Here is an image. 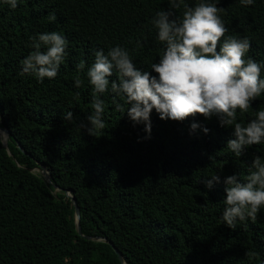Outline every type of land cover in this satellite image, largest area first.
<instances>
[{
  "label": "trees",
  "instance_id": "trees-1",
  "mask_svg": "<svg viewBox=\"0 0 264 264\" xmlns=\"http://www.w3.org/2000/svg\"><path fill=\"white\" fill-rule=\"evenodd\" d=\"M178 2L173 9L170 0H17L12 8L0 0V127L9 132L5 147L0 135V264H264V206L234 228L221 220L223 180L236 174L245 182L253 158L264 162V141L236 156L227 147L232 126L200 115L160 120L155 110L146 132L110 85L99 96L105 128L89 133L95 53L119 46L155 76L152 65L166 50L152 23L161 10L179 23L185 6L215 4L227 29L220 44L248 39L245 59L261 65L264 79V0ZM51 32L65 38L66 54L57 76L41 82L23 74L21 62L35 50L32 38ZM261 110L264 92L246 112L237 109L236 122L247 126ZM192 123L201 127L192 131ZM214 175L220 183L206 188Z\"/></svg>",
  "mask_w": 264,
  "mask_h": 264
},
{
  "label": "clouds",
  "instance_id": "clouds-1",
  "mask_svg": "<svg viewBox=\"0 0 264 264\" xmlns=\"http://www.w3.org/2000/svg\"><path fill=\"white\" fill-rule=\"evenodd\" d=\"M10 7H17V0H6ZM254 0H241L245 6ZM170 7L180 8L178 0H170ZM215 4L199 3L195 7L185 6L182 20L171 19L172 13L161 10L152 23L158 30V39L166 44V50L150 72L136 68L128 52L117 46L105 54L95 53L94 63L87 76L93 88L92 113L86 117L89 133L103 130L104 101L99 98L109 90L123 96L128 104L127 115L133 123H144L150 132V114L153 110L160 120L183 121L197 115L205 119L217 118L221 127L232 126V139L227 147L236 155L243 154L246 147L264 141V110L255 114L247 126L236 122L237 109L246 112L258 96L264 92V79L260 78L261 65L251 58L245 59L250 49L248 39L228 38L220 44L227 29ZM56 19L54 14L49 20ZM35 49L22 60L23 74H31L39 81L55 78L66 54L67 41L56 32L33 37ZM46 46L41 51V46ZM219 45V51H217ZM83 68V62L80 65ZM114 71L116 80H111ZM81 80L75 81L80 87ZM78 94V93H77ZM117 110L121 106L117 104ZM63 119L71 122L72 112ZM201 126L192 123L195 131ZM207 134L208 129H202ZM254 171L241 182L236 174L227 176L225 185V208L221 216L223 223L234 228L237 220H255L264 206V162L261 157L253 158ZM220 183L217 175L204 181L211 189Z\"/></svg>",
  "mask_w": 264,
  "mask_h": 264
},
{
  "label": "water",
  "instance_id": "water-1",
  "mask_svg": "<svg viewBox=\"0 0 264 264\" xmlns=\"http://www.w3.org/2000/svg\"><path fill=\"white\" fill-rule=\"evenodd\" d=\"M1 133H5L7 135L9 132L5 128L0 127V135H1ZM40 169H41V172H42L43 176L46 177V178H49V175L47 174L46 170L43 168L42 165H40ZM66 195L70 196L69 193H67ZM71 202L74 205L77 232H78L79 235H81L80 222H79V220H80L79 208L77 206L75 198L71 197ZM87 238L88 239H93V240H99V238H97V237H87ZM116 252H117V250H116ZM118 257H119L120 261L122 262L123 259H122L121 255L119 253H118ZM123 264H124V262H123Z\"/></svg>",
  "mask_w": 264,
  "mask_h": 264
},
{
  "label": "rangeland",
  "instance_id": "rangeland-1",
  "mask_svg": "<svg viewBox=\"0 0 264 264\" xmlns=\"http://www.w3.org/2000/svg\"><path fill=\"white\" fill-rule=\"evenodd\" d=\"M4 136H5V138H4ZM1 137H2V140H3V143L2 144L5 147L6 146L5 141L7 140V135L5 133H1Z\"/></svg>",
  "mask_w": 264,
  "mask_h": 264
},
{
  "label": "bare ground",
  "instance_id": "bare-ground-1",
  "mask_svg": "<svg viewBox=\"0 0 264 264\" xmlns=\"http://www.w3.org/2000/svg\"><path fill=\"white\" fill-rule=\"evenodd\" d=\"M4 138H5V136H4Z\"/></svg>",
  "mask_w": 264,
  "mask_h": 264
}]
</instances>
